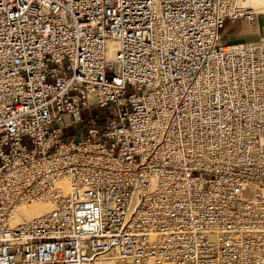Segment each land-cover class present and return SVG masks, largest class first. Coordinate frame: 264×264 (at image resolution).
<instances>
[{
    "label": "built area",
    "instance_id": "built-area-1",
    "mask_svg": "<svg viewBox=\"0 0 264 264\" xmlns=\"http://www.w3.org/2000/svg\"><path fill=\"white\" fill-rule=\"evenodd\" d=\"M255 16L0 0V264H264V43L223 32Z\"/></svg>",
    "mask_w": 264,
    "mask_h": 264
},
{
    "label": "rangeland",
    "instance_id": "rangeland-1",
    "mask_svg": "<svg viewBox=\"0 0 264 264\" xmlns=\"http://www.w3.org/2000/svg\"><path fill=\"white\" fill-rule=\"evenodd\" d=\"M255 11L257 12L256 9ZM223 32L224 42H248L251 44L264 43V16L257 13L255 18L251 21L244 18L235 22H227ZM97 111L102 112L104 110L98 108ZM38 205L47 208L43 204Z\"/></svg>",
    "mask_w": 264,
    "mask_h": 264
},
{
    "label": "bare ground",
    "instance_id": "bare-ground-1",
    "mask_svg": "<svg viewBox=\"0 0 264 264\" xmlns=\"http://www.w3.org/2000/svg\"><path fill=\"white\" fill-rule=\"evenodd\" d=\"M247 4L252 7L253 9L255 8L257 10L256 14L258 13L259 15H263L264 16V0H247ZM251 21V20H249ZM248 43V42H247ZM118 47V44L117 43H113L111 48H110V51H109V58L110 59H113L114 57V52H115V49ZM38 204H42V203H38ZM38 204H28V205H24L22 207V210L24 212V214L27 216V217H33V216H36V215H39L43 212L46 211V209H48L49 207L45 204L47 208H44Z\"/></svg>",
    "mask_w": 264,
    "mask_h": 264
}]
</instances>
